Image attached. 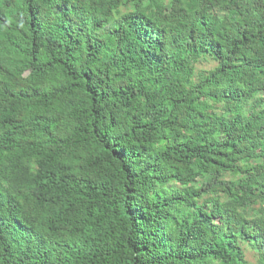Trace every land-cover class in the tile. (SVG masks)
Returning a JSON list of instances; mask_svg holds the SVG:
<instances>
[{
	"label": "trees",
	"instance_id": "1",
	"mask_svg": "<svg viewBox=\"0 0 264 264\" xmlns=\"http://www.w3.org/2000/svg\"><path fill=\"white\" fill-rule=\"evenodd\" d=\"M0 264H264V0H0Z\"/></svg>",
	"mask_w": 264,
	"mask_h": 264
},
{
	"label": "rangeland",
	"instance_id": "2",
	"mask_svg": "<svg viewBox=\"0 0 264 264\" xmlns=\"http://www.w3.org/2000/svg\"><path fill=\"white\" fill-rule=\"evenodd\" d=\"M250 260H251L252 263H254V261H255L254 258H252V257L250 258Z\"/></svg>",
	"mask_w": 264,
	"mask_h": 264
}]
</instances>
